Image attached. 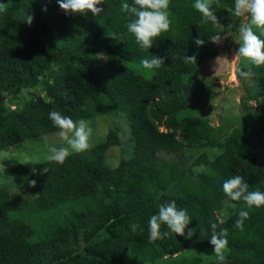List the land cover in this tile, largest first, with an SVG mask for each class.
I'll return each instance as SVG.
<instances>
[{
  "label": "trees",
  "instance_id": "trees-1",
  "mask_svg": "<svg viewBox=\"0 0 264 264\" xmlns=\"http://www.w3.org/2000/svg\"><path fill=\"white\" fill-rule=\"evenodd\" d=\"M125 2L133 4L104 0V11L95 16L66 14L57 0H0L6 5L0 11V151L59 132L49 119L52 111L74 121L122 112L133 139L132 156L114 168L98 145L87 163L18 183L19 198L0 190V264L157 261L211 245L213 223L217 232L228 231L226 264H264V206L219 216L223 202H244L224 193V182L233 176H241L249 191L264 192V163H256L252 145L264 135V108L217 138L191 107L217 96L198 71L205 59L217 57L209 37L237 38L242 17L231 14L235 0H219V6L214 0L217 24L203 19L195 0H170V29L149 50L127 31L135 17L122 11ZM27 13L34 16L31 25L25 23ZM200 37L203 47L194 43ZM99 52L107 55L105 63ZM152 55L165 64L144 69L141 60ZM187 55L197 63H186ZM45 76L47 99H31L21 111L7 113V95L32 89ZM259 79L264 94L263 69ZM106 140L119 145L114 133ZM207 148L218 154L210 160L204 152L190 163L188 149ZM201 164L207 172H192ZM173 200L191 218L186 234H196L188 239L162 226L168 235L150 242L149 218ZM241 210L249 213L243 230L234 227ZM132 224L138 225L135 232Z\"/></svg>",
  "mask_w": 264,
  "mask_h": 264
},
{
  "label": "rangeland",
  "instance_id": "rangeland-1",
  "mask_svg": "<svg viewBox=\"0 0 264 264\" xmlns=\"http://www.w3.org/2000/svg\"><path fill=\"white\" fill-rule=\"evenodd\" d=\"M245 18L242 17V23ZM254 32L260 36L261 31L253 28ZM236 39L228 40L221 38L220 44H213L212 49L216 51L217 57L205 59L198 71V78L209 85L217 96L206 100L202 98L191 104L193 115L206 120L216 130L217 138H223L229 134L233 128L246 122L247 118L261 107L264 108V94L260 90L261 81L259 75L264 66H256L244 58L233 62L234 54L240 45ZM102 56V57H98ZM101 63H105L107 55L103 52L97 54ZM217 58L218 61H217ZM216 70V72H215ZM244 72L247 75L241 76ZM47 77H42L39 84L32 89H24L18 96H6L7 113L21 111L29 104L31 99L46 97ZM52 79H49L51 82ZM93 128L91 138L92 147L83 153H73L64 164L49 162L46 157L50 154L49 147L57 148L66 146L59 138L58 132L34 140L25 141L17 146L0 151V190L7 192L8 196L19 198L17 184L23 180L32 179L41 175L53 173L74 165L87 163L94 158L95 148L101 145L105 156V162L109 167H116L121 160H128L133 153V139L131 136L130 123L126 114L122 112H112L108 115H100L88 119ZM109 133L119 140V145L110 146L106 140ZM253 153L257 164L264 163V135L256 136L252 139ZM206 152L211 160L218 151L216 149H188L186 153L193 159ZM189 162V161H188ZM47 168V173H44ZM17 169V170H16ZM15 170V171H14ZM208 171L206 165L195 167L192 172L205 173ZM248 207L245 202L233 204L223 202L219 216L226 218L234 214L237 210ZM228 254V249L224 250V255ZM217 259L213 246L209 245L203 250L185 251L173 257L151 261L149 259H133V264H203Z\"/></svg>",
  "mask_w": 264,
  "mask_h": 264
},
{
  "label": "clouds",
  "instance_id": "clouds-1",
  "mask_svg": "<svg viewBox=\"0 0 264 264\" xmlns=\"http://www.w3.org/2000/svg\"><path fill=\"white\" fill-rule=\"evenodd\" d=\"M57 2L59 7L69 15H87L90 12L95 16H99L104 11L102 7H99L104 4V0H57ZM213 2L214 0H195L193 7L202 15L206 22L211 21L213 24H217L219 21L212 8ZM215 3L219 6V0H215ZM169 6L170 0H133L132 5L126 2L121 5L122 11L135 17L126 27L142 49H151L153 41L169 31L171 24L168 12ZM5 8L6 5L0 3V11L5 10ZM230 11L235 17L245 18V22L239 28V39L235 41L240 47L234 54L233 62L244 58L256 66H264V40L253 30L255 27L261 31V35H264V0H235L234 10ZM33 20L34 16L27 13L25 23L31 25ZM208 41L220 44L221 38L219 35H213L209 37ZM194 43L198 47H203L205 40L200 37L195 39ZM185 62L197 63V58L194 55H187ZM163 64H165L164 59L154 55H152L151 59L141 60L142 67L148 70L159 68ZM240 75L246 76L247 74L241 72ZM49 119L59 129L58 136L66 145L59 148L55 146L49 147L50 154L46 157L49 162L62 165L73 153H83L93 146L91 143L93 128L90 121L85 119L74 121L72 118L64 116L57 111L50 112ZM47 171L48 169L44 168V173H47ZM31 185L35 187L36 181H32ZM223 190L231 200L240 201L242 199L248 207L264 206V192L258 190L249 191V185L239 175H235L225 181ZM248 218L249 213L241 210L239 219L236 220L234 227L243 230L244 222ZM191 222L187 211L178 208L174 200L163 203L159 205L158 213L149 218V241L155 242L164 239L168 232L191 239L196 234V230L192 229H189L186 234V229H188ZM162 226H166L168 232H162ZM210 227L212 231L209 242L213 246L217 264H226L224 250L228 244V231L227 229H221L217 232V224L215 223L211 224ZM131 228L135 232L138 225L132 224Z\"/></svg>",
  "mask_w": 264,
  "mask_h": 264
}]
</instances>
